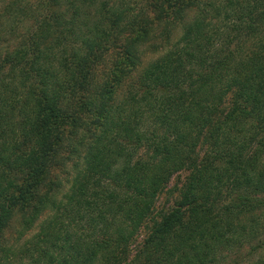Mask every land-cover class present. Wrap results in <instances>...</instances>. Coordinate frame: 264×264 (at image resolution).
<instances>
[{
  "label": "trees",
  "instance_id": "trees-1",
  "mask_svg": "<svg viewBox=\"0 0 264 264\" xmlns=\"http://www.w3.org/2000/svg\"><path fill=\"white\" fill-rule=\"evenodd\" d=\"M79 1L68 17L62 0L4 9L36 24L0 48V264H225L248 249L239 264H264V0H165L182 32L146 63L149 31L122 37L126 9L103 1L89 22L96 0ZM74 125L70 184L44 189ZM15 220L33 230L16 247Z\"/></svg>",
  "mask_w": 264,
  "mask_h": 264
},
{
  "label": "rangeland",
  "instance_id": "rangeland-1",
  "mask_svg": "<svg viewBox=\"0 0 264 264\" xmlns=\"http://www.w3.org/2000/svg\"><path fill=\"white\" fill-rule=\"evenodd\" d=\"M13 0H0V48H6L9 44H14L15 41H18L22 38V34L26 33L28 30L32 29L36 24V19L31 18L30 16L24 17L21 14L16 15L15 21L12 20L11 16L5 14V7ZM107 2V9H116L124 8L127 10L126 19L128 21L132 20L133 27L125 32L123 36L134 37L142 32L143 28H146L149 31V36L147 39L143 41L142 47L140 48V54L142 56L143 63L146 61L156 58L160 55L165 49L171 48L172 44L178 40L181 32L182 25L179 22H175L173 16L168 14L170 12V7L165 0H96L95 4H89L87 7V16L88 21L98 19V6L101 2ZM192 0H181V4H183L184 9L190 4ZM197 2V0H193ZM215 2V0H199L197 5L199 7L205 2ZM37 0H28V4L33 6L36 4ZM66 0H62L61 9L66 12V17L70 15V9L67 8L69 5H65ZM80 2L79 0H74V3ZM160 3L163 7L162 14L159 15L153 3ZM67 4V2H66ZM19 6V3L15 4V8ZM193 6V5H192ZM67 8L68 10H66ZM192 9V8H191ZM195 9L189 10L188 16L194 14ZM167 12V13H166ZM168 14V15H167ZM65 17V18H66ZM83 17V13H81V17ZM188 17H186L187 19ZM215 21V20H213ZM122 48H112L107 50L106 55L103 57L100 67H99V76L105 74L106 71H110L115 67L117 55H121ZM110 74V73H109ZM87 120L90 119L91 114L85 113L83 115ZM86 124V122H84ZM84 131L87 129L85 126ZM74 128L76 130V126H67L64 131V144L58 149V154L61 156L63 160V165L55 166L51 165L49 171L47 172L46 178L44 180V189L48 187H52L53 189H59L60 194L64 193V191L68 188L71 177L73 175V167L75 160L71 156L70 148H69V140L71 135V130ZM78 129V128H77ZM90 131V132H88ZM86 133L87 136H92L94 132V123L90 125L89 130ZM82 134L78 130V135ZM183 174L174 175L167 186V189L159 195L156 202V210H160L162 208H166L171 205L176 198L177 191L176 186H179V182L182 181ZM60 181L61 185L59 188L56 187V182ZM20 229L19 223L15 220L11 226L6 230L4 237H6V245H19L25 238L29 237L33 230L29 233H26L22 237L18 235V230ZM35 231V229H34ZM250 256V249L247 251H240L230 254L228 256V260H226L225 264H239V262L245 261ZM244 257V258H242Z\"/></svg>",
  "mask_w": 264,
  "mask_h": 264
}]
</instances>
